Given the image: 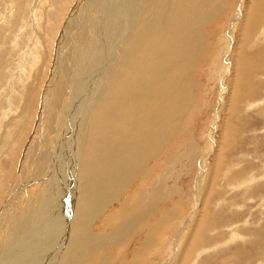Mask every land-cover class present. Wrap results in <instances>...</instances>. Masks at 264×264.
I'll return each mask as SVG.
<instances>
[{
	"label": "rangeland",
	"instance_id": "1",
	"mask_svg": "<svg viewBox=\"0 0 264 264\" xmlns=\"http://www.w3.org/2000/svg\"><path fill=\"white\" fill-rule=\"evenodd\" d=\"M73 1L0 0V219L9 207L13 219L6 215L5 220L11 221V218L20 228L31 218L33 210L30 208L41 207L44 202L41 201V182L36 181L38 177L41 179L44 161L51 159L52 164H57L54 151L59 141L54 144V138L56 130L61 128L57 114L61 107L58 106H68L67 98L62 94L66 76L74 63L71 60L76 58L71 44L83 35L71 34V43L68 39L64 43L61 40L66 30L65 22L68 23L66 20L75 10ZM76 1L80 4L82 0ZM147 8H139V12L152 18L154 12H149ZM117 9L113 10L112 20L119 17ZM196 18L192 33L199 37L189 69L192 104L184 117L185 124L175 130L170 141L171 152L158 166L153 180L154 184L163 183L164 193L167 194V201L157 207V220L164 209L165 213L174 207L180 211L171 212L173 219L167 226V235L159 238L150 257H145L142 263L264 264V0H212L211 4L203 5ZM47 19L50 21L47 22ZM73 21L76 24L72 30H75L79 27V16ZM122 23V20L119 21L121 27ZM61 24L64 27L59 30ZM113 25L114 21H110L108 29ZM98 26L99 23L94 26V32ZM85 36L88 46L79 42L78 48L83 45L90 53L105 50L106 41L101 33L95 35L93 46L89 34ZM51 51L53 56L48 61L46 55H50ZM66 52L69 59L65 58V62L66 56L59 54L66 55ZM38 78L41 81L29 101V112L24 114L22 109L26 106L24 103L27 104L28 89ZM87 97L85 103L90 100ZM80 103L76 110L79 116L88 119L91 108L84 100ZM20 119L23 123L17 124ZM10 121L13 124L8 126ZM62 126L66 128L67 121H63ZM75 136H79L78 131ZM216 168H219L217 173ZM30 181L31 184H28ZM48 191L52 211L61 209L57 217H63L62 207H75L76 202L70 200L64 205L65 202L61 201L57 206L60 195L54 194L55 201L53 191L50 188ZM63 192L61 198L65 195ZM111 211L110 207L106 208V212ZM206 212L209 213V220L203 219ZM106 214L89 221L90 235L98 236L97 243L92 245V241L91 244L81 245L70 257L76 260L75 264H99L103 260L104 264H122L131 257L137 237L136 241L126 240V237L113 238L111 226L100 228L99 220H103ZM56 219L50 220V227ZM204 220L205 225L210 221L211 228L207 235L206 232L199 233L201 240L204 238L203 242H207L203 246L200 244L187 258L190 241L197 229L204 226ZM57 222L64 223L63 220ZM108 233L111 234L108 236L110 239L107 237L105 241L104 235ZM65 240L61 250L68 243V239Z\"/></svg>",
	"mask_w": 264,
	"mask_h": 264
},
{
	"label": "bare ground",
	"instance_id": "2",
	"mask_svg": "<svg viewBox=\"0 0 264 264\" xmlns=\"http://www.w3.org/2000/svg\"><path fill=\"white\" fill-rule=\"evenodd\" d=\"M208 1L82 0L80 4L76 0L73 1L75 10L73 9L74 12L66 20L68 23L65 22L66 30L61 40L64 43L68 39L70 42L69 36L73 33H77L78 36L82 33L83 35L80 39L75 38L74 43L71 44V51H75L77 59L72 55L75 61L71 60V63H74L66 76V87H62L64 88L62 95L66 96L68 106L65 105V108L64 104L59 105L58 108L61 107L59 112L56 108L61 127L59 130L55 128L57 132L54 144L59 141L54 151L57 164L56 162L52 164L51 159H44L41 179H38L39 177L36 179L37 182H41L43 192L41 201L44 202L41 207L30 208L33 210L30 217L35 224L29 221L31 218L27 221L24 219L26 224L23 223L20 228L12 220L13 213L9 207L2 214L0 264H75L76 260L70 257L81 245L91 244L92 241V245L97 243L95 241L98 236L90 235L89 221L93 218L98 219L105 213H107L106 217L99 220L100 228L111 226L113 238L117 240L126 237V240L134 241L137 237L136 246L134 245L131 250V257L122 264H145L142 263L143 260L145 257H150L159 238L163 234L167 235V226L171 225L173 219L171 212L180 211L179 208L174 207L169 213H165L164 209V212L160 213V219L157 220V207L164 204L167 198L164 184L160 182L154 184L153 180L158 166L170 154L172 136L178 127L185 124L184 117L187 116L186 112L192 104L189 69L199 37L192 33V27L203 5L209 2L211 4L212 0ZM146 7H149L147 8L149 12H154L152 18L147 17L148 14L142 15L141 11L139 12V8ZM115 8H118L116 11L119 17L112 20L111 15ZM132 9L135 11L132 12ZM77 15L80 20L79 27L72 30L73 25L76 24L73 19ZM121 20L123 27L119 25ZM48 21L50 20L47 19ZM110 21H114V25L108 29ZM98 23V29L96 28L97 31L94 32V26ZM63 24L60 25L59 30L64 27ZM98 33L103 35L106 48L103 51L101 49L100 53L94 51L90 53L91 51L83 47L85 35L89 34L93 46L95 35ZM79 42L83 44V48L77 47ZM80 51L82 53L78 55ZM52 56L51 51L50 55H46V60L49 61ZM59 56H66L64 59H69L67 52L66 55L59 54ZM61 61L63 64V59ZM40 81L41 78H38L28 89L27 104L24 103L26 106L22 109L24 114L25 111L29 112V101L34 96ZM87 96L90 102L85 103ZM81 100L91 108L88 119L79 116V111L76 110ZM235 102H238L237 99ZM80 104L83 105L82 102ZM63 121H67L66 128H62ZM22 123V119L17 122V124ZM11 124L13 121H10L8 126ZM77 131L79 136L74 137ZM62 145L63 150L60 149ZM50 154L53 155L52 152ZM48 157L47 155L46 158ZM54 165H57L58 170ZM218 169L216 168L215 173ZM57 175L59 178L56 180ZM29 183L31 184V181ZM49 188L51 192L53 191L52 195H60L57 206L61 201L65 202L64 205L70 200L76 202L75 207H62L63 217H57L61 209L58 208L57 212H54L53 207L50 208L52 205L49 204L51 196ZM62 191L65 195L61 198ZM56 195H54L55 201ZM108 207L110 211L112 207L114 209L106 212ZM115 208L119 209L115 210ZM6 215L11 216V221H7V218L5 220ZM204 217L203 219H208L209 213L206 212ZM54 219L63 220L64 223L60 224L55 220L57 223L52 222L53 226L50 227L52 225L49 224L50 220ZM39 220L41 222L36 223ZM205 220L202 224L204 226L197 229L196 235L200 231L206 232L207 235L211 224L209 221L205 225ZM47 224L49 225L46 228ZM200 233L193 237L194 240L192 238V245V240L190 241L186 251L187 258L207 242L206 240L203 242L204 238L201 240ZM110 235L109 233L104 235L106 236L104 240ZM65 239H68V243L62 251ZM119 243L121 244L120 241ZM183 252L185 253V250ZM104 262L105 260L99 264Z\"/></svg>",
	"mask_w": 264,
	"mask_h": 264
}]
</instances>
